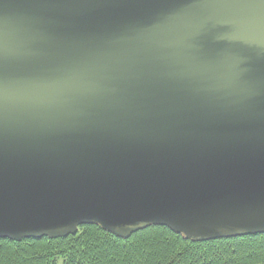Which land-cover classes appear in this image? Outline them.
I'll return each instance as SVG.
<instances>
[{"label":"water","instance_id":"1","mask_svg":"<svg viewBox=\"0 0 264 264\" xmlns=\"http://www.w3.org/2000/svg\"><path fill=\"white\" fill-rule=\"evenodd\" d=\"M264 234V0H0V239Z\"/></svg>","mask_w":264,"mask_h":264},{"label":"trees","instance_id":"2","mask_svg":"<svg viewBox=\"0 0 264 264\" xmlns=\"http://www.w3.org/2000/svg\"><path fill=\"white\" fill-rule=\"evenodd\" d=\"M0 264H264V234L196 243L152 226L124 240L84 225L65 238L0 239Z\"/></svg>","mask_w":264,"mask_h":264}]
</instances>
